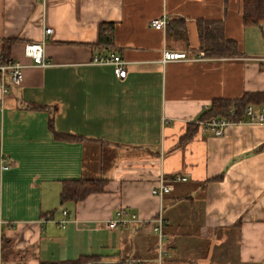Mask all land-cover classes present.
<instances>
[{
    "label": "crops",
    "instance_id": "1",
    "mask_svg": "<svg viewBox=\"0 0 264 264\" xmlns=\"http://www.w3.org/2000/svg\"><path fill=\"white\" fill-rule=\"evenodd\" d=\"M243 12L244 0H0V59L24 66L20 85L0 89V264H157L159 214L164 264H264V124L233 123L221 136L199 124L216 99L264 92V22L246 24ZM164 16V29L151 25ZM200 21L222 22L240 54L205 56ZM108 23L114 43L103 46ZM46 27L52 65L37 66L24 46ZM166 49L203 57L165 62ZM108 52L126 60L125 78L92 63ZM50 116L81 139L57 138ZM177 174L188 180L152 194ZM79 178L108 183L62 203L64 180ZM121 208L141 220L108 228Z\"/></svg>",
    "mask_w": 264,
    "mask_h": 264
},
{
    "label": "trees",
    "instance_id": "2",
    "mask_svg": "<svg viewBox=\"0 0 264 264\" xmlns=\"http://www.w3.org/2000/svg\"><path fill=\"white\" fill-rule=\"evenodd\" d=\"M244 21L249 25H259L264 22V0H244ZM200 38V50L207 57H231L240 54L236 41L227 39L224 34L222 22L200 21L198 24ZM9 43V42H8ZM114 43V25L103 24L100 30V44L111 46ZM8 60V57H2ZM249 104H264V92H249L237 99H216L211 107L203 114L202 120L213 117H225L229 120L239 121L245 118V110ZM32 107L44 108L45 106L32 105ZM233 110L235 112L233 113ZM49 126L55 136L64 140H79L80 136L61 134L54 130L53 117L50 116ZM108 183L107 179L79 178L64 180L61 192V202L81 201L92 193L103 192ZM7 250V242L2 238V255ZM41 264H129L126 259L105 263L101 256L83 255L77 259H69L58 262H42ZM136 264H141L138 262Z\"/></svg>",
    "mask_w": 264,
    "mask_h": 264
},
{
    "label": "built area",
    "instance_id": "3",
    "mask_svg": "<svg viewBox=\"0 0 264 264\" xmlns=\"http://www.w3.org/2000/svg\"><path fill=\"white\" fill-rule=\"evenodd\" d=\"M169 18L164 16L162 18H154L151 20V25L157 29H164L169 24ZM52 33V28L46 27L43 33V37L39 41H31L25 44V54L32 59L33 64L37 66H51L52 63L45 57V44ZM203 55L198 57L190 56L186 51H175L166 49L163 53V59L165 62L174 60H196L202 58ZM96 65H112L116 76L125 78L127 76V69L125 67L126 60L119 54L114 52H108L106 54H96L92 60ZM23 65L13 59L3 60L0 59V89L3 93L9 91V84L20 85L24 79ZM235 110H233V113ZM247 122L250 124H264V104H249L245 110V118L239 121L229 120L225 117H213L208 120H200V128L202 131L210 130L213 134L221 136L224 128L233 123ZM7 168V165L3 166ZM187 176L177 174L171 179L164 177L160 178L158 184H156L151 192L153 195L163 198L166 194L173 191L174 183L177 181H186ZM67 214V211H64ZM140 217L136 213H132L126 208L118 210L115 218L107 220L106 225L110 229H115L118 226H127L132 221H139ZM67 219H62L60 224L65 227ZM154 231L158 236L157 244V264H164L165 257L167 255L166 235L163 231L164 218L159 214L153 220ZM2 232L0 230V262L2 260ZM129 264H136L138 261L127 259Z\"/></svg>",
    "mask_w": 264,
    "mask_h": 264
}]
</instances>
